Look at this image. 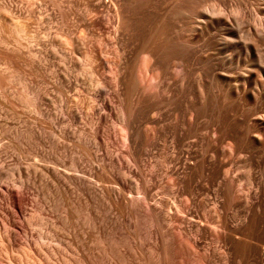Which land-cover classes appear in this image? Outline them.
I'll use <instances>...</instances> for the list:
<instances>
[{
	"label": "rangeland",
	"instance_id": "1",
	"mask_svg": "<svg viewBox=\"0 0 264 264\" xmlns=\"http://www.w3.org/2000/svg\"><path fill=\"white\" fill-rule=\"evenodd\" d=\"M0 264H264V0H0Z\"/></svg>",
	"mask_w": 264,
	"mask_h": 264
}]
</instances>
